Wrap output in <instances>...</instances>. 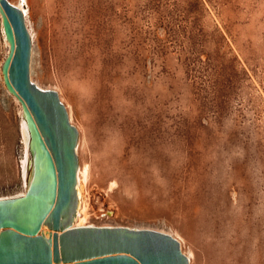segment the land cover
Wrapping results in <instances>:
<instances>
[{
	"label": "rangeland",
	"instance_id": "1",
	"mask_svg": "<svg viewBox=\"0 0 264 264\" xmlns=\"http://www.w3.org/2000/svg\"><path fill=\"white\" fill-rule=\"evenodd\" d=\"M23 4L31 78L80 130L87 221L172 232L191 264H264V0ZM9 52L0 11V196L25 189Z\"/></svg>",
	"mask_w": 264,
	"mask_h": 264
},
{
	"label": "water",
	"instance_id": "2",
	"mask_svg": "<svg viewBox=\"0 0 264 264\" xmlns=\"http://www.w3.org/2000/svg\"><path fill=\"white\" fill-rule=\"evenodd\" d=\"M0 11L10 42L3 72L23 103L32 158L26 192L0 197V264H191L167 230L75 224L79 127L59 90L31 78L33 41L24 9L0 0Z\"/></svg>",
	"mask_w": 264,
	"mask_h": 264
},
{
	"label": "bare ground",
	"instance_id": "3",
	"mask_svg": "<svg viewBox=\"0 0 264 264\" xmlns=\"http://www.w3.org/2000/svg\"><path fill=\"white\" fill-rule=\"evenodd\" d=\"M24 0H20V2H17L19 6H21L26 15V19L29 14V9L23 4ZM3 16V15H2ZM5 29V27H4ZM6 33V31H5ZM34 36V35H33ZM22 133H23V142H24V154L22 158V170H23V176L25 179V189L19 194H23L26 192L27 188L29 187L30 180L32 177L31 174V165H32V158H31V151H30V132L28 129V125L26 122V119L24 118L22 121ZM79 145V144H78ZM78 150V147H77ZM89 175V166L87 164H80L79 167V181H78V189H79V208H78V213L76 215L75 219V224L78 225H93V223L88 222V217H89V210H88V202L87 198L85 195V183ZM10 196V195H9ZM0 197H5V196H0ZM45 231L48 233L49 228L47 226H44ZM172 233V232H171ZM192 259V255L188 253Z\"/></svg>",
	"mask_w": 264,
	"mask_h": 264
}]
</instances>
